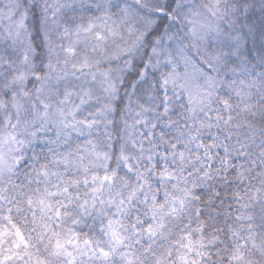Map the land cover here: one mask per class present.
<instances>
[{"label": "snow or ice", "instance_id": "snow-or-ice-1", "mask_svg": "<svg viewBox=\"0 0 264 264\" xmlns=\"http://www.w3.org/2000/svg\"><path fill=\"white\" fill-rule=\"evenodd\" d=\"M0 264H264V0H0Z\"/></svg>", "mask_w": 264, "mask_h": 264}]
</instances>
